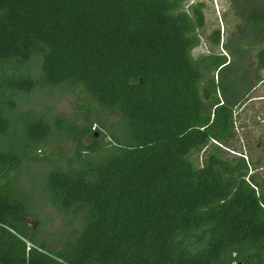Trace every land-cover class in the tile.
Returning a JSON list of instances; mask_svg holds the SVG:
<instances>
[{
  "label": "trees",
  "instance_id": "16d2710c",
  "mask_svg": "<svg viewBox=\"0 0 264 264\" xmlns=\"http://www.w3.org/2000/svg\"><path fill=\"white\" fill-rule=\"evenodd\" d=\"M189 2L0 0V264H264V160L235 154L262 77L194 57L206 17ZM242 18L263 40L264 8ZM38 84L67 88L72 116L19 112ZM38 161L66 215L56 243L25 220L22 168Z\"/></svg>",
  "mask_w": 264,
  "mask_h": 264
},
{
  "label": "rangeland",
  "instance_id": "374dc122",
  "mask_svg": "<svg viewBox=\"0 0 264 264\" xmlns=\"http://www.w3.org/2000/svg\"><path fill=\"white\" fill-rule=\"evenodd\" d=\"M196 4L204 6L206 26L201 45L193 52L194 57L225 56L232 63L229 64L233 71H236L235 68H246L251 77L259 73L262 77V81L253 84L255 87L248 101L237 109L238 153L235 154L246 157L250 162L264 160V71L260 72L257 69V56L264 48V39L256 41L254 29L250 28L247 19L242 18L245 12L252 13L263 9L264 0H190L185 5V10ZM215 31L221 33L219 47H214L210 43L209 37L212 38ZM246 36L257 43L244 46V53H240L239 49L248 39H243ZM238 55L241 56L240 65L235 67L233 56ZM40 67L38 61L30 64L34 78H39ZM72 96L67 88L38 84L31 93L19 96L18 111H32L36 116L50 122L70 118L73 113ZM65 146L70 148V145ZM49 170L45 161L27 162L22 168L20 182L29 196L28 215L25 220L32 227L40 229L43 240L56 243L65 231L66 215L51 204L42 186V178ZM255 172L264 179V168Z\"/></svg>",
  "mask_w": 264,
  "mask_h": 264
},
{
  "label": "flooded vegetation",
  "instance_id": "af4514ba",
  "mask_svg": "<svg viewBox=\"0 0 264 264\" xmlns=\"http://www.w3.org/2000/svg\"><path fill=\"white\" fill-rule=\"evenodd\" d=\"M258 64H259V61L257 60V69H258V71L263 72L264 70H260L259 67H258ZM257 76H261L260 73L254 75V76L252 77V79H253V80H252V82H253L252 84H254V82H255L254 79H255Z\"/></svg>",
  "mask_w": 264,
  "mask_h": 264
},
{
  "label": "built area",
  "instance_id": "2783aa9c",
  "mask_svg": "<svg viewBox=\"0 0 264 264\" xmlns=\"http://www.w3.org/2000/svg\"><path fill=\"white\" fill-rule=\"evenodd\" d=\"M28 246L30 247V244H28Z\"/></svg>",
  "mask_w": 264,
  "mask_h": 264
}]
</instances>
